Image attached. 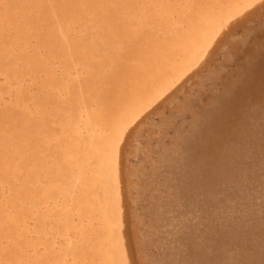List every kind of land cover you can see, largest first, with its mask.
<instances>
[{
	"label": "bare ground",
	"instance_id": "6f19581e",
	"mask_svg": "<svg viewBox=\"0 0 264 264\" xmlns=\"http://www.w3.org/2000/svg\"><path fill=\"white\" fill-rule=\"evenodd\" d=\"M0 264H264V0H0Z\"/></svg>",
	"mask_w": 264,
	"mask_h": 264
},
{
	"label": "rangeland",
	"instance_id": "374dc122",
	"mask_svg": "<svg viewBox=\"0 0 264 264\" xmlns=\"http://www.w3.org/2000/svg\"><path fill=\"white\" fill-rule=\"evenodd\" d=\"M240 31H242L241 30V28H239V31H238V34L237 35H240L241 34V32ZM152 121V122H151ZM146 125H150V127H154V128H159V130H160V128L161 127H159L160 126V117H159V114H156V113H154L153 115H151L150 116V118H149V120H147V124ZM145 130V129H144ZM147 132V131H146ZM155 132V131H154ZM162 133V132H161ZM161 133H154V134H156V136H159ZM145 136V135H144ZM144 136H142V137H144ZM145 138H147V136H145L144 138H142V139H140V143H138V144H140V148H138V149H142L143 147V145H145L146 143H147V141L148 140H146ZM155 144H156V142H155ZM155 144H153V145H155ZM142 145V146H141ZM145 153H144V156L143 157H140L139 155H137V159H136V154H134V155H131L130 157H129V160H128V162L131 164H133V167H142V168H145V166L146 165H148V163L147 162H149L148 161V159L150 158V157H148L147 158V162L145 163ZM153 158V155H151V158H150V160ZM132 161V162H131ZM135 172V171H134ZM136 175V174H135ZM146 176V175H145ZM143 179H144V177H142ZM134 198H135V205H136V209L138 210V212H140V211H142V213L143 214H146L145 213V211H144V208H143V206L144 205H146V200H145V198H141L139 195L137 196V194L136 195H134ZM139 198V199H138ZM143 214H142V216H143ZM146 251H147V249H146Z\"/></svg>",
	"mask_w": 264,
	"mask_h": 264
}]
</instances>
